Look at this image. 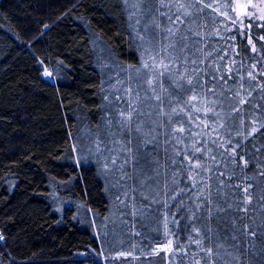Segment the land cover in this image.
Instances as JSON below:
<instances>
[{
    "label": "trees",
    "instance_id": "16d2710c",
    "mask_svg": "<svg viewBox=\"0 0 264 264\" xmlns=\"http://www.w3.org/2000/svg\"><path fill=\"white\" fill-rule=\"evenodd\" d=\"M233 8L0 0V264H99L81 256L88 247L104 264H264V24H242ZM142 92L181 112L174 139L189 144L170 153L145 142L143 160L163 173L145 186L126 168L133 197L122 208L78 141ZM112 212L125 233L116 252L100 246L98 223ZM153 240L171 241L170 254H149Z\"/></svg>",
    "mask_w": 264,
    "mask_h": 264
},
{
    "label": "rangeland",
    "instance_id": "374dc122",
    "mask_svg": "<svg viewBox=\"0 0 264 264\" xmlns=\"http://www.w3.org/2000/svg\"><path fill=\"white\" fill-rule=\"evenodd\" d=\"M233 9L235 19L242 24H245L247 20L258 21L264 24V19H262V17H264V0H234ZM156 29H158V25H156ZM168 45L171 46V42ZM153 51H159V43L157 46L153 47ZM165 53L166 52H164L163 55ZM164 58L158 57L156 60L167 61L169 57L166 56ZM43 76L45 78L50 77L47 71L43 73ZM157 97H159V99H157ZM164 97L165 96L160 94L150 98L145 92H142L141 95L138 94L137 97H126V99L135 105L134 107H131L130 110L121 109L120 112L116 114L117 119L107 121L101 128H97L93 134L92 141H78L80 146L77 154L80 153V155H78L80 159L94 161L103 167L104 170L108 171V182L114 185V192L118 194V206H122V208H125L127 201L130 200L132 202L133 197L131 193L129 195L124 187V179L126 176L124 170H126V168L131 167L132 171L130 177L133 179L135 178L138 183H142L145 186L148 181L151 183L155 182L158 174L163 173L161 168L157 169L153 166L157 163L155 160L156 158H151L146 161L143 160V145L145 142L153 146L161 147L162 149L165 147L170 153L176 143H182L184 146L189 144V139L187 138L182 141L181 139L175 141L172 130V119L175 116L180 119L179 116L181 112H173L169 107L167 108L161 105L158 108L155 101L160 100V102H162ZM123 98L125 99V96H123ZM130 111L132 112L130 120L122 118L121 113L126 117ZM147 124L153 125L151 134L150 132L148 133ZM180 133L185 136L184 132ZM143 134L146 136L147 140H141ZM152 136L158 139H151ZM158 149L162 150L160 148ZM129 205L132 212L135 210L139 211L136 204ZM111 207L113 208V205H111ZM98 224L100 226L99 235L101 247L103 244L108 251L112 252H116L118 249H124L125 233L122 231V214L119 212H112L106 219L100 221ZM157 244L160 245L158 248L156 247ZM139 247V244L132 246V248L135 249ZM148 248L149 254L151 255L163 252L164 256H167L172 250V242L169 240H153L152 243L148 245ZM93 252L94 253L86 251L83 257H86L90 263L92 261L94 263L104 264L105 256L100 253V255H98L95 250H93ZM77 256L80 257V254H77ZM116 257L120 258L119 255ZM124 257L130 258L134 256L125 254ZM131 264H136V260L131 261Z\"/></svg>",
    "mask_w": 264,
    "mask_h": 264
},
{
    "label": "snow or ice",
    "instance_id": "6c2138e0",
    "mask_svg": "<svg viewBox=\"0 0 264 264\" xmlns=\"http://www.w3.org/2000/svg\"><path fill=\"white\" fill-rule=\"evenodd\" d=\"M162 3H163V0H162ZM178 6H179V8H184V7H185L183 4H179ZM184 14H185V15H188L187 12H185ZM262 19H264V17H262ZM177 22L182 23V21L180 20V17H179V16H177L176 21H173V23H177ZM169 32H171V29H169ZM197 35H198V33H197ZM164 51H167V49H164ZM161 65H162V66L165 68V70H166L167 66H166V65H163V62H161ZM144 67L147 68L148 65L145 64ZM148 83L151 84L152 81L150 80V81H148ZM188 83H189V84L192 83L191 79L188 80ZM157 99H159V97H157ZM193 99H195V97H193ZM175 111H176V109H173V112H175ZM121 116H122V118H124V119H129V120H130V119H131V116H132V112L130 111V112L127 114L126 117L124 116L123 113H121ZM178 131H180V132H184L185 129L180 128V129H178ZM255 131H256V129L253 128V132H255ZM196 151H200V149L197 148ZM196 167H200V165L197 164ZM245 193H247V189H245Z\"/></svg>",
    "mask_w": 264,
    "mask_h": 264
},
{
    "label": "water",
    "instance_id": "95a60500",
    "mask_svg": "<svg viewBox=\"0 0 264 264\" xmlns=\"http://www.w3.org/2000/svg\"><path fill=\"white\" fill-rule=\"evenodd\" d=\"M50 81L53 83V79H51ZM159 246H160L159 244L156 245L157 248H158ZM88 251L91 252V253H94V252H93V249H92L91 247H88ZM85 253H86V251L81 252V256H84Z\"/></svg>",
    "mask_w": 264,
    "mask_h": 264
},
{
    "label": "bare ground",
    "instance_id": "6f19581e",
    "mask_svg": "<svg viewBox=\"0 0 264 264\" xmlns=\"http://www.w3.org/2000/svg\"><path fill=\"white\" fill-rule=\"evenodd\" d=\"M45 72V71H44Z\"/></svg>",
    "mask_w": 264,
    "mask_h": 264
}]
</instances>
